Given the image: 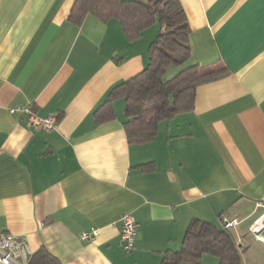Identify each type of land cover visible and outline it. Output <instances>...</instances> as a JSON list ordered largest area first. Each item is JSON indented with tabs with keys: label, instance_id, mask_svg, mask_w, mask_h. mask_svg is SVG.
Wrapping results in <instances>:
<instances>
[{
	"label": "crops",
	"instance_id": "crops-1",
	"mask_svg": "<svg viewBox=\"0 0 264 264\" xmlns=\"http://www.w3.org/2000/svg\"><path fill=\"white\" fill-rule=\"evenodd\" d=\"M74 2L0 0V233L63 264H189L165 257L201 219L234 234L245 264H264V228L251 230L264 201V0H180L189 62L223 75L145 142L128 140L124 97L110 119L95 109L147 65L159 24L130 40L116 17L71 20ZM30 113L57 123L33 126ZM126 212L138 222L131 252Z\"/></svg>",
	"mask_w": 264,
	"mask_h": 264
},
{
	"label": "trees",
	"instance_id": "trees-1",
	"mask_svg": "<svg viewBox=\"0 0 264 264\" xmlns=\"http://www.w3.org/2000/svg\"><path fill=\"white\" fill-rule=\"evenodd\" d=\"M88 13L104 20L120 19L130 40L138 38L154 23L160 27L149 44L147 65L113 87L108 99L95 109L98 122L110 119L115 115L113 99L124 97L127 116L124 127L130 142L151 140L161 121L193 110L198 85L223 75L220 71L206 73L198 63L189 62L188 18L180 0H75L69 18L81 23ZM171 65L180 66V70L167 78L166 70ZM206 252L218 256L219 264H245L234 234L201 219L192 220L181 248L169 252L165 260L201 264ZM29 264L63 263L42 247L33 253Z\"/></svg>",
	"mask_w": 264,
	"mask_h": 264
},
{
	"label": "built area",
	"instance_id": "built-area-1",
	"mask_svg": "<svg viewBox=\"0 0 264 264\" xmlns=\"http://www.w3.org/2000/svg\"><path fill=\"white\" fill-rule=\"evenodd\" d=\"M57 119L53 116L39 117L35 113H30L29 124L46 129L53 128ZM257 205L263 207V213L255 220L251 230L259 234L264 228V201H258ZM120 237L122 247L126 252H131L136 246V237L138 234V222L132 213L126 212L121 217ZM237 219L228 220L224 218L226 227L237 223ZM99 229L92 228L89 231H82L81 238L90 239L97 235ZM33 255L28 239L23 235H18L8 231L0 233V264H29Z\"/></svg>",
	"mask_w": 264,
	"mask_h": 264
},
{
	"label": "rangeland",
	"instance_id": "rangeland-1",
	"mask_svg": "<svg viewBox=\"0 0 264 264\" xmlns=\"http://www.w3.org/2000/svg\"><path fill=\"white\" fill-rule=\"evenodd\" d=\"M171 67H177V65H172ZM178 70H180V69H178ZM168 78H170V77H168ZM201 264H219V258H218V256H216L212 253L206 252V253H203V255H202Z\"/></svg>",
	"mask_w": 264,
	"mask_h": 264
},
{
	"label": "bare ground",
	"instance_id": "bare-ground-1",
	"mask_svg": "<svg viewBox=\"0 0 264 264\" xmlns=\"http://www.w3.org/2000/svg\"><path fill=\"white\" fill-rule=\"evenodd\" d=\"M262 235V234H261Z\"/></svg>",
	"mask_w": 264,
	"mask_h": 264
}]
</instances>
